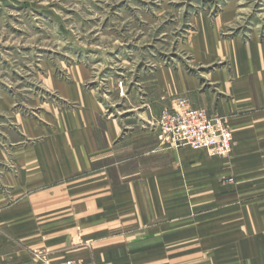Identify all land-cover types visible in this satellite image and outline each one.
I'll use <instances>...</instances> for the list:
<instances>
[{
	"label": "rangeland",
	"instance_id": "374dc122",
	"mask_svg": "<svg viewBox=\"0 0 264 264\" xmlns=\"http://www.w3.org/2000/svg\"><path fill=\"white\" fill-rule=\"evenodd\" d=\"M193 81L227 102L240 100L235 90L249 89L255 95L249 101L256 104L241 115L249 120L264 116L257 98L259 89L264 93V0H0V264L64 259L85 264L81 252L70 256L59 253L60 248L52 251L46 232L63 228L68 241L63 250L85 247L89 254L93 242L84 232L99 223L98 217L79 219L70 195L67 211H53L64 214L65 226L46 228L38 220L44 213L22 210L20 204L29 203L33 192L68 189L100 171L118 218L135 213L127 194L136 180L143 187V213L154 222L163 220L167 229L174 217H188L189 204L205 200L204 181L184 177L195 161L182 160L181 180L173 182L174 160L159 151L174 146L161 138L158 120L166 99ZM88 105L98 107L92 112L96 124L89 130L96 145L105 147L100 152L110 154L91 161L87 170L37 182L31 193H20V154L67 136V130L77 132L82 126L72 115ZM225 118L233 126L232 117ZM109 125L118 135L107 149ZM141 170L148 177L142 179ZM217 180L225 186L238 183L228 171ZM24 220L28 222L20 225ZM138 259L133 258L134 264H141ZM142 264L157 263L147 259ZM163 264H172V258L166 256Z\"/></svg>",
	"mask_w": 264,
	"mask_h": 264
},
{
	"label": "crops",
	"instance_id": "0c3cea01",
	"mask_svg": "<svg viewBox=\"0 0 264 264\" xmlns=\"http://www.w3.org/2000/svg\"><path fill=\"white\" fill-rule=\"evenodd\" d=\"M220 78L226 80L224 74ZM221 85L228 87L226 83ZM180 89L178 95L186 97L193 107L206 109L212 115L232 117L230 123L233 125L234 146L229 158L207 157L203 153L205 151L195 153L188 146L175 148L164 145L159 151H167L173 158L177 167L173 168V182L178 184L182 177L178 165L182 164V160L185 164L195 161L188 174L184 173L183 176L189 180L199 176L204 181L205 200L191 202L188 217H174L166 229L163 220L154 222L148 213H143L147 206L142 184L138 180L129 185L127 195H132L129 199L130 210L135 213H127L126 218L117 217L113 200L108 198L109 189L101 181L105 177L103 171L68 189H41L33 192L29 203L23 202L20 206L22 210L33 209L38 214L44 213L38 220H44L42 222L46 228L65 226L64 214H53V211H67L71 196L75 200L79 219L85 215H92L95 221L97 217L99 219L98 224L84 232L93 242L89 254L84 251L85 247L82 251L63 250L68 244L63 237V228L59 232L53 229H49L48 234V230L46 232L48 239H51L52 251L60 248L62 252L59 253L70 256H81V252L86 258L85 264H134V257H140L137 262L141 261V264L147 259H156L157 264H163L166 256L172 258V264H264V116L249 120V117L241 115L246 106L256 104L249 101L255 95L246 88L241 92L235 90L240 100L231 99L227 102L223 101L224 97L218 98L217 94L203 90L195 81L180 86ZM174 97L166 99L162 110L170 105ZM257 98L263 106L264 93H261V89ZM237 100L239 103L236 104L234 101ZM97 109L96 105H88L81 113L72 115L76 118L77 126H82L77 132L67 130V136L61 134V138L53 137L20 154V193H31L30 186H35L37 182L46 184L87 170L91 161L110 154L100 152L105 147L96 145L89 130L96 124L92 112ZM114 130V126L109 125L107 149L112 147L113 139L118 135ZM154 134L158 135L157 128ZM227 171L236 174V186L219 184L218 177ZM147 175V171H140L142 179ZM90 180L94 185H89ZM155 190V193L159 192L157 188ZM20 216L30 219L26 217L28 215ZM26 222L24 220L19 224L24 225ZM54 238L60 243L54 245ZM104 257L108 258L107 262L103 261ZM198 259H204L203 263H198Z\"/></svg>",
	"mask_w": 264,
	"mask_h": 264
},
{
	"label": "built area",
	"instance_id": "2783aa9c",
	"mask_svg": "<svg viewBox=\"0 0 264 264\" xmlns=\"http://www.w3.org/2000/svg\"><path fill=\"white\" fill-rule=\"evenodd\" d=\"M158 122L161 138L174 147L203 149L213 156H227L233 150V129L226 118L193 107L184 96H176L163 109ZM53 264L83 263L76 259H64Z\"/></svg>",
	"mask_w": 264,
	"mask_h": 264
}]
</instances>
